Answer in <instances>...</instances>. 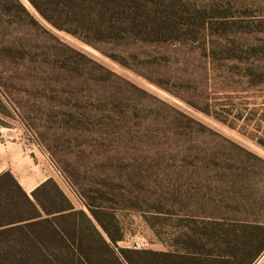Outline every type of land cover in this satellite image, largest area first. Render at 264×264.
<instances>
[{"label": "rangeland", "instance_id": "374dc122", "mask_svg": "<svg viewBox=\"0 0 264 264\" xmlns=\"http://www.w3.org/2000/svg\"><path fill=\"white\" fill-rule=\"evenodd\" d=\"M39 1L73 34L0 0V136L17 143L0 138V170L115 214L122 249L171 251L215 217L240 264H264V0Z\"/></svg>", "mask_w": 264, "mask_h": 264}, {"label": "trees", "instance_id": "16d2710c", "mask_svg": "<svg viewBox=\"0 0 264 264\" xmlns=\"http://www.w3.org/2000/svg\"><path fill=\"white\" fill-rule=\"evenodd\" d=\"M30 1L49 23L73 34L57 24L39 0ZM261 144L264 146V140ZM88 209L96 223L85 212L76 210L53 179L28 193L11 171L3 173L0 264H240L234 246L242 239L231 236L236 230L218 218L203 220L202 225L189 223L179 232L174 231L169 241L171 251H140L118 246L123 234L115 214L104 213L93 203ZM260 247L263 251L264 242ZM256 256L245 264H252Z\"/></svg>", "mask_w": 264, "mask_h": 264}, {"label": "crops", "instance_id": "0c3cea01", "mask_svg": "<svg viewBox=\"0 0 264 264\" xmlns=\"http://www.w3.org/2000/svg\"><path fill=\"white\" fill-rule=\"evenodd\" d=\"M0 138L2 139L1 140V144H2V142H4V146H6V144H13V145H17V143H9L8 141H7V139L8 138H10L11 139V137L10 136H8V134L6 135V134H2L1 136H0ZM7 171H10L9 169H6V170H0V175L2 174V173H4V172H7ZM12 172V171H11ZM13 173V172H12ZM16 179L20 182L21 180L18 178V177H16ZM46 180H48V178H46L45 179V181ZM44 181V182H45ZM22 185V184H21ZM24 188V187H23ZM26 191H27V189L26 188H24ZM29 192H31V190L29 191Z\"/></svg>", "mask_w": 264, "mask_h": 264}, {"label": "built area", "instance_id": "2783aa9c", "mask_svg": "<svg viewBox=\"0 0 264 264\" xmlns=\"http://www.w3.org/2000/svg\"><path fill=\"white\" fill-rule=\"evenodd\" d=\"M132 248L135 249V250H140V251H142L143 249L146 248V245L144 244L143 241L136 240V241L132 244Z\"/></svg>", "mask_w": 264, "mask_h": 264}]
</instances>
